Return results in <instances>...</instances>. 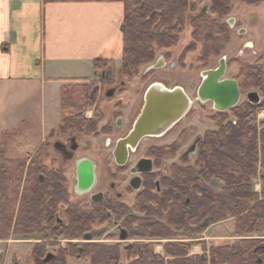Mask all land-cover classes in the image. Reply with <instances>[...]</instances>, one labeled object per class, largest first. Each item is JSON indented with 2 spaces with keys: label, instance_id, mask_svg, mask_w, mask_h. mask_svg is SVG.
I'll list each match as a JSON object with an SVG mask.
<instances>
[{
  "label": "trees",
  "instance_id": "trees-1",
  "mask_svg": "<svg viewBox=\"0 0 264 264\" xmlns=\"http://www.w3.org/2000/svg\"><path fill=\"white\" fill-rule=\"evenodd\" d=\"M121 1L124 4V19L121 24L123 53L120 72L126 76H133L141 66L153 62L157 49L175 47L187 26L191 27L190 45L193 46L189 49L200 44L205 57L217 54L228 34L225 23L219 18L201 14L188 19L189 13L195 9L189 0ZM229 1L211 0L210 11L217 17L221 16L228 11ZM243 1L253 3L261 0ZM107 64H114V61L96 58L93 63L95 72L103 70ZM94 86L89 81L61 87L60 123L70 121L78 127L84 125L77 112L94 105ZM239 87L257 88L262 99L256 104L246 101L244 107L238 109L235 120L224 122L217 119L218 129L202 135L197 158L187 167L186 177L171 181L170 188L166 190H173V186L181 188L180 185L184 184L182 194L189 199L188 204L178 207L173 202L167 203L163 207L169 210L166 216L156 213L158 217L142 219L139 231L132 232V235L141 236L140 228H146L148 231H143L146 236L173 237L176 234L171 233L173 231L170 229L168 231L160 222L159 219L163 218L177 227L183 226L186 220L184 229L193 233L194 229L189 225L203 230L211 223L228 217L235 219L237 234L250 236L264 233V121L262 128L257 130V119L253 114L254 109L264 108L262 66L246 69ZM223 113L218 112L216 116ZM86 122L87 129H91L94 121ZM39 152L36 151L26 165L25 160L6 157L5 149L0 150V239L8 238L12 232L41 233L42 220H47L53 213L54 205L64 201L63 198L67 196L61 171L40 163ZM24 169L26 175L23 177ZM257 176L261 178L259 191L253 184ZM213 177L223 181L224 186L220 190L209 186ZM157 202L160 207L161 202ZM259 243L257 239L243 238L229 244L211 246L208 250L204 246L203 253L189 254L186 243L168 241L164 244V255L144 244L145 247L139 249L128 264H264V254L260 257V250L257 249ZM85 246H92L88 251L91 264H120L118 246ZM96 247L105 248L98 252L94 250Z\"/></svg>",
  "mask_w": 264,
  "mask_h": 264
},
{
  "label": "rangeland",
  "instance_id": "rangeland-1",
  "mask_svg": "<svg viewBox=\"0 0 264 264\" xmlns=\"http://www.w3.org/2000/svg\"><path fill=\"white\" fill-rule=\"evenodd\" d=\"M195 4L196 8L202 7L203 5H207L209 8L212 2L211 0H195ZM194 11L195 9L191 12L194 13ZM208 15L210 17L219 18L223 23H225L226 32L228 33L226 39L224 40V44L220 47V51L217 54H211L208 57L203 56L201 53L200 44H197V46L193 49H189L193 46L190 45L191 27L187 26L184 28V33L179 37V40L175 47L156 50V57L153 63L156 61L159 54L162 56V59L164 61V64L163 62L160 63L162 65H160V67L158 68L150 69L147 73L143 74V71L145 69L144 67L146 66H141L138 70V73L134 74L133 76H126L119 71L121 67V61H119L118 63L114 62V64H107V66L103 70L95 72L90 77V79L78 82H70L67 84L84 82L88 83L89 81H92L95 84V87L99 88L96 92V96H99L102 92V98H104L107 103L106 110L101 121L104 122L107 118L108 99L105 97L103 90L107 88L108 84H106L105 86L98 85V80H102L104 77H106L105 80H111L113 78L112 80L119 79L125 81L126 87L123 88L124 90L119 91V89L114 94V97H122V100L125 102L122 105L125 108L123 110L124 112L129 113V111L132 110L133 113H135L142 105L143 93L146 86L154 80H163L169 85L178 84L185 90H187L191 97H194L195 89L201 78V70L215 67L218 64V60L222 56L226 57L227 62L225 77L235 78L239 81V83L242 82L246 69L255 66H262V68L264 69V0L253 3L245 2L243 0H230L229 9L227 12L217 17V14L211 12L209 8ZM112 71L114 74H112ZM108 73H110V75H108ZM253 90L259 93L261 101V93L257 88H242L240 89L241 99L238 105L233 107L232 109L223 111L224 113L222 116H216L217 113L213 109L211 102L194 101L192 108L188 111V113L165 136L159 138L148 137L144 140V143L169 142L176 136L178 130L183 129L185 135H183L182 139L187 143V145L184 146L185 148L194 140L195 137L200 135L202 136L204 133H206V131L218 129L216 123L217 119H220V121L224 122L235 120L237 113H239L238 109L244 107L247 101L246 93ZM88 114L92 113L88 112ZM253 114L257 119V130H260L262 128V122L264 121V108L258 107L254 109ZM35 116H37L36 113ZM48 118L49 119H46L45 121V130L43 132V135H45L46 139L49 138L50 140H52V138L49 137V132L52 129L57 128L58 120L60 119V117L56 114L54 117L48 116ZM130 122H126L125 127L121 132H124L127 129V127L130 125ZM28 128L31 129V131L34 129L36 133H40L44 128V121L40 120L39 118L38 120H32L31 125H29ZM12 137H15L14 134L12 135ZM87 141H89L90 147L85 153L89 154L93 159H97L96 157L100 156L99 148L101 147V141L96 140L94 137L87 138ZM39 145L36 147V145L30 144L28 147V149H30L28 154H16L15 152L7 154L6 152L5 156L9 158L15 157L25 160V163L27 165V162L30 160V158H32V153L39 151ZM46 150H48L49 153H46ZM46 150H43L41 152V155L38 154V156L40 155V157H43L44 161L51 160L54 155L51 151V148H47ZM196 153L197 150L195 153L190 154V164H193L196 160ZM111 157L110 147L107 150V160L109 159L111 161ZM171 158V155L165 157L166 161H164V163H170ZM104 164L106 163L104 162ZM70 172L71 170L69 169L65 173L68 181H71ZM25 175L26 171L24 169L22 176L24 177ZM253 181L254 188L257 191L260 190L258 184H261V178L257 176ZM220 183L222 184V186L220 185ZM71 186L72 185L69 182L70 189ZM209 186L215 190H220L224 185L221 179L213 177ZM152 208H154V206H152ZM168 211L169 210H164L162 216H166ZM140 214L142 215V213ZM158 216L159 215L156 214V216L154 217ZM13 220L15 221V218ZM161 222L166 224V226L164 227L168 231L170 228H179L172 224H168L166 218L161 219ZM189 227L194 229L193 233H191L190 231H186L184 227L182 229H179L178 231L176 230L177 232H171L176 234L173 237L146 236L143 234V231L148 230L146 228H140L139 233L141 234V236H134L131 234L128 240L123 242L124 244L131 243L132 248L128 249L127 247H118V252H120L118 261L120 262V264H127L136 256L138 250L142 249L144 244H146L145 246L148 248L153 247L157 253H160V255H164L166 254V252L164 251V244H166L168 241H172L176 244L184 241V243H186L190 248L189 254H201L199 249L203 248V246H205L208 250L211 246L229 244L235 241H220L219 237H211L213 236L212 230L208 233L203 234V231L205 229L201 230L200 227L195 225H189ZM107 230L108 231L104 235L95 237V242L93 243H91L90 241H83L81 237L70 238L67 236H61L58 238V241H50L44 240V236L41 233L15 234L12 232V234L9 235L8 238H6L7 241L1 244L5 250V253H7L9 257H0V264H91V256L88 251H90L89 249H92V246L85 245H115L114 242L118 239L117 236H111L112 227L109 226ZM185 232H188L187 236ZM153 233L158 232L154 231ZM250 236L252 237V239H257L261 242L259 243L257 249L260 250V257H263L264 233H254ZM253 236H255L256 238H253ZM69 239H80L82 241L74 242L72 240V243L69 241ZM78 244L81 245L83 249L82 252L80 251L79 246H77ZM192 245H196L198 248L192 249ZM86 248V253H84V250ZM104 248L105 247H96L94 248V250L99 252ZM48 253H51L53 256L48 262L44 263L42 260L47 256Z\"/></svg>",
  "mask_w": 264,
  "mask_h": 264
},
{
  "label": "flooded vegetation",
  "instance_id": "flooded-vegetation-1",
  "mask_svg": "<svg viewBox=\"0 0 264 264\" xmlns=\"http://www.w3.org/2000/svg\"><path fill=\"white\" fill-rule=\"evenodd\" d=\"M189 1L195 6V11L194 13L190 12L188 16L196 14L200 8H196L195 0ZM209 8L207 6L208 10L204 14H209ZM149 65L150 63L142 66H146L143 74L149 71L146 70ZM112 74H114L113 71ZM105 79L106 77L98 80V85L105 86L108 84L107 88L103 90L105 97L108 99L107 118L104 122L101 121L107 103L102 98L103 93L101 91H98L101 93L96 96L99 88L94 86L95 88L92 90L93 98L95 99L94 105L77 112L78 115H81L83 119L81 123L84 125L78 127L75 122L70 121L60 123L62 119L60 115L57 128L49 132V137L52 140L46 139L45 135L42 137L39 145V154L41 155L43 150L51 148L54 155L48 161H44L43 157L39 155V161L44 165L61 171L64 178L63 184L67 191V196L63 198L64 201L57 203L56 206L54 205L52 215L47 220L43 219L40 223L44 240L58 241L59 237L67 236L70 238L81 237L83 241L93 243L95 242L94 238L104 235L110 226L112 227L111 236L118 237L114 242L115 245L129 248L132 246L131 243L124 244L123 242L128 240L132 232L139 231V224L142 219L150 220L154 217L152 213L155 216L156 213L162 215L164 212L163 207L167 203L173 202L172 204L178 207L188 204L189 199L183 197L184 195L182 194V191L185 190L184 184L180 185L181 188L173 186L174 188L172 189L174 191H166L170 188L171 181H176L179 177L184 179L187 167L192 165L189 163L190 155L185 157L184 151L194 140L184 148L187 143L182 139L183 135H185L183 129L178 130L176 136L169 142L144 143L146 138L152 136L141 138L134 148L128 147L126 158L122 164L116 162L114 149L117 141L127 136L130 132L143 105L145 91L149 86L160 83L167 89L181 87L189 96L190 94L178 84L169 85L163 80H154L146 86L143 93V102L138 111L133 113L130 110L129 113H126L123 111L125 108L122 105L125 102L122 97H114V94L119 89V91L124 90L123 88L126 87L125 81L112 80L113 78L111 80ZM108 92L110 93L109 95ZM88 112L92 114H88ZM218 112L220 111H216V113ZM78 115H71V117H78ZM86 121H94L91 129H87ZM179 121L159 137L165 136ZM126 122H130V125L124 132H121ZM92 137L101 141L100 156L96 157L97 159L94 158L95 160L85 153L90 147L87 138ZM110 147L111 161L107 160V150ZM198 149L199 142L196 150L198 151ZM45 152L49 153L48 150ZM33 155L34 153H32ZM170 155L172 156L170 163H164L166 161L165 157ZM80 164L85 167L84 174L81 176L78 175V166ZM69 169L71 170V181H68L65 175ZM69 182L72 185L71 189ZM157 200L161 202L160 207H158ZM159 220L161 222V219ZM161 223L166 226L165 223ZM185 224L186 220L183 226L170 228V230L177 232L179 229L184 228ZM87 234H90L91 238L85 240L84 236ZM121 234H126L124 239L120 238ZM72 240L74 242L82 241L80 239ZM72 240L69 239L73 243ZM77 246L82 252L81 245L78 244Z\"/></svg>",
  "mask_w": 264,
  "mask_h": 264
},
{
  "label": "crops",
  "instance_id": "crops-1",
  "mask_svg": "<svg viewBox=\"0 0 264 264\" xmlns=\"http://www.w3.org/2000/svg\"><path fill=\"white\" fill-rule=\"evenodd\" d=\"M123 19L121 0H0V150L28 154L30 144L41 143L48 116L60 117L61 87L90 79L98 57L121 61ZM38 118L40 133L28 128ZM211 230L220 241L252 238L235 232L233 217L203 234ZM6 241L0 239V257H9Z\"/></svg>",
  "mask_w": 264,
  "mask_h": 264
},
{
  "label": "water",
  "instance_id": "water-1",
  "mask_svg": "<svg viewBox=\"0 0 264 264\" xmlns=\"http://www.w3.org/2000/svg\"><path fill=\"white\" fill-rule=\"evenodd\" d=\"M206 11L207 5H203L196 14L188 16V19L204 14ZM162 62L164 64L162 56L159 55L156 61L150 64L146 70L158 68L162 65L160 64ZM226 69V57L222 56L214 68L203 70L193 98L181 87L167 89L160 83L149 86L145 91L143 105L130 132L116 143L114 149L116 162L122 164L126 158L128 147L134 148L141 138L147 136L159 137L164 134L187 114L194 101H209L213 109L220 112L237 106L241 99L239 81L235 78L225 77ZM246 98L252 104L260 101V95L255 90L247 92ZM200 139L201 136H197L187 147L184 151L185 157L196 152L197 143ZM84 170L85 167L80 164L78 166V175H83ZM125 236L126 234H121L120 238L124 239ZM90 238V234L84 236L85 240ZM52 256L51 253H48L43 262H48Z\"/></svg>",
  "mask_w": 264,
  "mask_h": 264
},
{
  "label": "built area",
  "instance_id": "built-area-1",
  "mask_svg": "<svg viewBox=\"0 0 264 264\" xmlns=\"http://www.w3.org/2000/svg\"><path fill=\"white\" fill-rule=\"evenodd\" d=\"M259 186V185H258Z\"/></svg>",
  "mask_w": 264,
  "mask_h": 264
}]
</instances>
